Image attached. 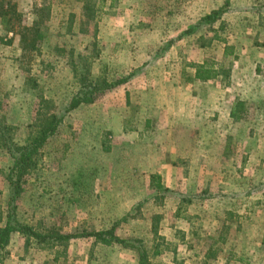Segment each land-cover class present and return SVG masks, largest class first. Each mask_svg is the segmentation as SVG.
Here are the masks:
<instances>
[{
    "label": "rangeland",
    "instance_id": "obj_1",
    "mask_svg": "<svg viewBox=\"0 0 264 264\" xmlns=\"http://www.w3.org/2000/svg\"><path fill=\"white\" fill-rule=\"evenodd\" d=\"M225 1L11 0L0 127L14 143L65 113L81 75L125 81L64 116L22 183L18 220L56 235L115 227L145 252L14 234L0 264H264V0H231L183 35ZM206 59L219 75L195 81ZM11 166L0 141V227Z\"/></svg>",
    "mask_w": 264,
    "mask_h": 264
},
{
    "label": "trees",
    "instance_id": "obj_2",
    "mask_svg": "<svg viewBox=\"0 0 264 264\" xmlns=\"http://www.w3.org/2000/svg\"><path fill=\"white\" fill-rule=\"evenodd\" d=\"M230 1L231 0H226L224 6L221 9L212 11L210 14L204 16L196 25L186 30L183 35L193 34L206 26L213 27L216 23L222 20L223 15L230 6ZM4 3L7 9L4 10L3 6L0 7L1 24L4 26L5 30L12 32L14 27L11 26V22L14 19L9 17V15L10 13H13L12 10L14 9L15 5L12 4L11 0H8ZM23 43L25 44V39L24 41L22 40V44ZM32 44H34V41ZM227 51H229V49H226V53ZM195 69V81H210L216 79L219 75V70L216 69L215 63L207 59L203 64L197 65ZM77 73H79L78 70ZM124 83L125 81L118 82L116 84H108L106 82L99 84L89 81L85 76L81 75L80 89L72 97L65 113L61 116L53 114L46 117L43 121V125L40 126L39 131L34 134L25 144L14 143L12 138L7 136V132L13 130L11 126L4 125L2 128L0 127V141L2 148L7 151L12 159V166L10 167L9 173L7 175V181L9 183V199L6 222L0 227V252L8 246L12 235L14 234H20L23 237L32 238L38 244H63L76 238L89 237L94 238L104 244H117L128 248H133L141 254V259L143 261V253L145 252V249H143L142 245L138 244V241L134 242L119 238L116 234L115 227L105 231H96L81 235H56L53 233H39L32 227L21 223L17 218V202L22 193V183L25 180V177L36 168L37 157L40 153V150L57 132L59 126L64 120V116L67 113L78 109L84 104L93 103L100 95ZM234 114L235 112L233 111L232 115L234 116Z\"/></svg>",
    "mask_w": 264,
    "mask_h": 264
},
{
    "label": "crops",
    "instance_id": "obj_3",
    "mask_svg": "<svg viewBox=\"0 0 264 264\" xmlns=\"http://www.w3.org/2000/svg\"><path fill=\"white\" fill-rule=\"evenodd\" d=\"M256 24H257V22H256ZM256 29H258V32H257V34H259L260 36H261V33H260V26L259 27H257ZM260 36H258V37H260ZM260 39V38H259ZM262 43H263V41H262Z\"/></svg>",
    "mask_w": 264,
    "mask_h": 264
}]
</instances>
